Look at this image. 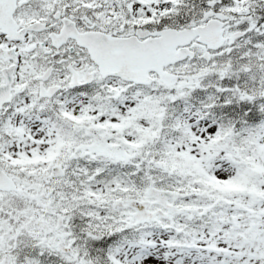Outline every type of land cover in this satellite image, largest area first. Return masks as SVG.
Masks as SVG:
<instances>
[{"label": "snow or ice", "instance_id": "6c2138e0", "mask_svg": "<svg viewBox=\"0 0 264 264\" xmlns=\"http://www.w3.org/2000/svg\"><path fill=\"white\" fill-rule=\"evenodd\" d=\"M0 264H264V0H0Z\"/></svg>", "mask_w": 264, "mask_h": 264}]
</instances>
